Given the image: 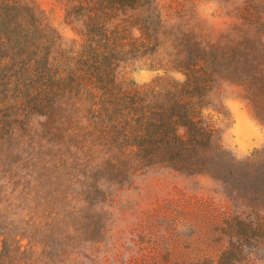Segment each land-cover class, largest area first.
<instances>
[{"label":"trees","instance_id":"1","mask_svg":"<svg viewBox=\"0 0 264 264\" xmlns=\"http://www.w3.org/2000/svg\"><path fill=\"white\" fill-rule=\"evenodd\" d=\"M66 1L82 38L69 48L34 8L0 0V162H11L27 210L8 223L0 212V264H117L99 258L112 210L128 211L120 193L161 170L211 179L226 204L173 198L144 211L142 233L163 231L161 245L119 264L264 260V150L237 160L207 113L225 81L243 88L264 125L261 2L260 23L255 0H244L227 39L215 40L200 23L169 28L159 0ZM138 59L184 79H124Z\"/></svg>","mask_w":264,"mask_h":264},{"label":"rangeland","instance_id":"2","mask_svg":"<svg viewBox=\"0 0 264 264\" xmlns=\"http://www.w3.org/2000/svg\"><path fill=\"white\" fill-rule=\"evenodd\" d=\"M23 5L31 6L40 16L42 22L56 29L62 39V48H69L81 43V36L68 24L66 19V0H16ZM244 0H159L164 19L169 28L186 29L185 27L202 24L208 35L215 40H226L234 22V15L243 8ZM261 2V8L255 7L264 18V0L251 2L252 21L260 23L254 5ZM249 3V2H248ZM246 4V2H245ZM160 58L166 59L161 51ZM146 59L134 60L121 70L124 79L138 85L151 83L158 76L183 80L181 73L156 70ZM16 69V67H15ZM1 83V80H0ZM242 87L219 81L211 94L212 105L208 109L221 132L224 147L239 161L247 159L256 150H264V125L256 118L252 103L246 97ZM11 162H0V212L8 223L16 217L24 216L19 200L15 199L16 189L12 185L9 169ZM136 189L130 188L120 193L121 203L132 201L127 211L122 204L112 210V223L107 246L100 259L119 264L120 260L150 257L155 248L161 245L163 231H145L142 233L139 222L144 218V211L154 208L169 199L205 198L218 205L226 204L220 186L207 177L185 178L168 171L151 172L138 177ZM141 218V219H140ZM27 240L23 241V245ZM151 251V252H150ZM248 264H264V260L252 259Z\"/></svg>","mask_w":264,"mask_h":264}]
</instances>
